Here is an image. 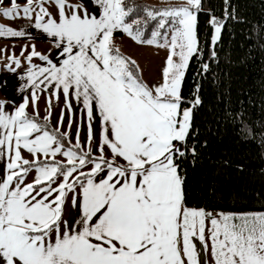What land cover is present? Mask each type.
<instances>
[{"label": "snow or ice", "instance_id": "6c2138e0", "mask_svg": "<svg viewBox=\"0 0 264 264\" xmlns=\"http://www.w3.org/2000/svg\"><path fill=\"white\" fill-rule=\"evenodd\" d=\"M45 2L7 0L0 7L5 19L30 22L57 50L54 60L51 49L42 54L35 44L31 50L25 45L21 56L10 54L3 65L18 73L19 82L13 95L0 99V264H207L200 253L209 242L212 264H264V210L190 206L185 194L184 162L195 165L200 155L193 120L203 101L199 82L188 98L183 82L194 57L207 74L229 18L243 21L234 7L230 11L229 0H223L221 17L213 13L208 21L210 61L202 59L197 35L202 0L161 7L55 0V15ZM117 30L137 44L166 49L158 82L147 83L138 62L115 45ZM24 36L36 38L26 28L0 24V37ZM245 39L264 52V25L250 26ZM7 86L0 80V88ZM61 91L64 106L52 127V99ZM45 92L41 116L37 101ZM71 99L81 109L75 142ZM65 110L68 130L61 131ZM84 113L86 145L80 140ZM220 120L264 148V121L251 117L243 102L235 109L227 105ZM207 144L205 139L200 147ZM229 166L228 159L218 162L219 168ZM33 170L34 178L25 182ZM66 204L75 210L71 223L64 217Z\"/></svg>", "mask_w": 264, "mask_h": 264}, {"label": "trees", "instance_id": "16d2710c", "mask_svg": "<svg viewBox=\"0 0 264 264\" xmlns=\"http://www.w3.org/2000/svg\"><path fill=\"white\" fill-rule=\"evenodd\" d=\"M141 5L142 2L140 3ZM198 15L197 35L203 51L202 59L210 61L211 14L221 17L223 0H202ZM242 22L229 18L224 25L215 50L218 57L210 63L207 74L201 70L200 58L194 57L183 82L185 98L194 95L193 83L199 82L203 101L194 114L193 131L199 129L195 165L191 159L187 168L185 194L190 206L219 207L225 211L264 210V148L253 141H245L233 126H225L218 117L227 105L233 109L243 106L253 118L264 121V52L252 40L245 39L250 26L264 25V0H229ZM249 45L253 51H249ZM238 127V126H237ZM207 139V147L200 142ZM221 159L231 166L219 168ZM243 164V171L235 165Z\"/></svg>", "mask_w": 264, "mask_h": 264}, {"label": "crops", "instance_id": "0c3cea01", "mask_svg": "<svg viewBox=\"0 0 264 264\" xmlns=\"http://www.w3.org/2000/svg\"><path fill=\"white\" fill-rule=\"evenodd\" d=\"M17 2L19 4H23L26 2V0H17ZM2 6H7V0H4V4L0 5V7ZM44 6L48 9L49 12H51L53 15L56 14V6H55V0H46ZM33 20H34V16H33ZM0 24L3 25H7V26H11L15 29H19L21 27L26 28L27 31L33 33V35L36 37L35 39H30L27 36L24 37H0V80H4L6 79L8 81V86L7 89H2L0 88V99H5L6 94L8 96H11L14 94V89L17 85V83L19 82L17 80V75L18 73H12L10 71H6L3 67V65L7 62V56L12 54V55H16V56H21V48L25 45H28L29 48L27 50H31V45L35 44V48L36 50L40 51L42 54H49L48 53V49H51V57L54 60H57V56H56V48L54 47V45L50 42V39L46 37L45 34H43L42 32L37 33L36 30L30 26V22L24 20V19H5L2 15H0ZM124 38H130L128 37L126 34L122 33L121 31L117 30L116 33L114 34V40H120V39H124ZM131 39V38H130ZM125 41V40H124ZM123 41V42H124ZM133 44L135 45L136 43L133 42ZM125 46V44H124ZM137 46H140V44H138ZM24 55H26V52L24 53ZM22 60V66L19 69V72H23L24 69L27 67L26 62L23 60V58L21 57ZM33 63H44L39 61L38 58H33ZM13 67H15V65H13ZM160 67L161 64H152V65H144L143 68V73L145 74L144 79L146 81L147 77L149 79L151 78H155L158 77V79H160ZM149 69L151 70V73L149 74ZM159 72V73H158ZM27 94H29L30 96V92H27ZM49 98V93H42L39 94L38 96V107L40 110V115L43 116L47 110V100ZM17 101H19L20 96L17 95L16 96ZM63 94L62 91L59 94V99H52V109H51V117H50V121H51V126L55 127L56 123H57V119L60 113V109L64 106L63 103ZM70 103L73 107L75 111V117L73 119V123L70 129V132L72 134V140L73 142H75V133H76V126L77 123L80 122L81 120V109L78 108L77 106V101L75 99H71ZM32 105L31 103H29L28 105V112L31 113L32 112ZM98 129V123L94 122L93 123V130L94 132ZM68 130V113L67 110H65V115H64V123L61 127V131H65ZM86 133H87V117H86V113L83 114V126L81 128L80 131V140H81V144L82 145H86ZM93 151H95V145H93ZM106 154H107V150H106ZM22 155H24L26 158H30L29 154L26 151H22ZM57 160H61L63 159L62 156L57 155L56 157ZM0 167H2V161H0ZM34 170L32 172H30V174L27 176L26 181L28 182L31 179L34 178ZM75 215V210L74 209H70V205L66 204L65 205V209H64V217L66 219L69 220V222H72V218ZM198 244V247L200 246L199 241H196ZM200 258L202 260H206L207 264H212V257H211V251H210V242H209V246L207 248V250H201L200 253Z\"/></svg>", "mask_w": 264, "mask_h": 264}, {"label": "rangeland", "instance_id": "374dc122", "mask_svg": "<svg viewBox=\"0 0 264 264\" xmlns=\"http://www.w3.org/2000/svg\"><path fill=\"white\" fill-rule=\"evenodd\" d=\"M127 2L136 3V4H140L142 2L143 5L161 7L170 4L171 5L180 4L183 3L184 0H127ZM133 42L134 41H132L130 38H124L118 41L114 40L115 45L120 48L121 52L135 59L142 69L144 68V65L162 64L163 58L166 55V49H161L156 46H149V45L137 46L138 44L134 42L136 43L134 45ZM150 73L151 70L149 69V74ZM144 76L145 74L143 73V77ZM158 81H159L158 77H155L154 79L153 78L149 79L147 77L146 79V82L149 84L156 83Z\"/></svg>", "mask_w": 264, "mask_h": 264}]
</instances>
